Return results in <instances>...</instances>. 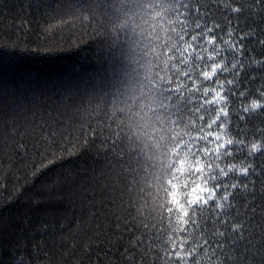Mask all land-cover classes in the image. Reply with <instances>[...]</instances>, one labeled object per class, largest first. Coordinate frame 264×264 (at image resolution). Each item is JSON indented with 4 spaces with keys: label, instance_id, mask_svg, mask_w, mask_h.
I'll return each instance as SVG.
<instances>
[{
    "label": "trees",
    "instance_id": "1",
    "mask_svg": "<svg viewBox=\"0 0 264 264\" xmlns=\"http://www.w3.org/2000/svg\"><path fill=\"white\" fill-rule=\"evenodd\" d=\"M179 3L0 0V264H163L138 242L149 230L171 243L183 230L170 193L208 136L177 110L186 73L173 80V52L193 51ZM241 23L264 37V17ZM224 48L228 39L206 40L198 55L232 72L237 61L216 59ZM257 199L264 207V185Z\"/></svg>",
    "mask_w": 264,
    "mask_h": 264
},
{
    "label": "snow or ice",
    "instance_id": "2",
    "mask_svg": "<svg viewBox=\"0 0 264 264\" xmlns=\"http://www.w3.org/2000/svg\"><path fill=\"white\" fill-rule=\"evenodd\" d=\"M179 8L193 51L183 57L173 52L175 63L182 65L172 71L173 80L186 73L179 81L185 98L177 110L195 113L193 120L207 127L208 136L181 161L184 171L170 193V219H181L183 230L171 243L148 230L138 243L158 248L155 255L163 257V264H264V238L255 243L259 234L250 231L258 211L264 212L257 199L264 185V55H254L256 48L249 47L254 43L264 51V37L241 23L264 17V0H180ZM225 39L233 48H224L217 61L224 60L222 69L237 63L232 72H216L212 62L198 53L206 40L222 46ZM208 51L216 53L214 47ZM215 113L219 115L209 125ZM89 128L102 147L109 143ZM110 151L105 149L106 154ZM19 264L26 261L20 259Z\"/></svg>",
    "mask_w": 264,
    "mask_h": 264
},
{
    "label": "clouds",
    "instance_id": "3",
    "mask_svg": "<svg viewBox=\"0 0 264 264\" xmlns=\"http://www.w3.org/2000/svg\"><path fill=\"white\" fill-rule=\"evenodd\" d=\"M211 43V42H210ZM217 67H219V66H217ZM209 74L208 73H205V76H208ZM217 103H219V101H217Z\"/></svg>",
    "mask_w": 264,
    "mask_h": 264
}]
</instances>
